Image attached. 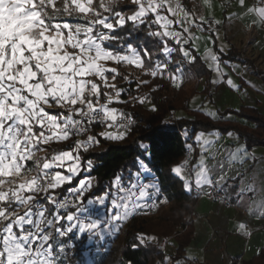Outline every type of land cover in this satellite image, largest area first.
Instances as JSON below:
<instances>
[{
    "label": "snow or ice",
    "instance_id": "snow-or-ice-1",
    "mask_svg": "<svg viewBox=\"0 0 264 264\" xmlns=\"http://www.w3.org/2000/svg\"><path fill=\"white\" fill-rule=\"evenodd\" d=\"M203 3L211 8L210 0ZM237 3L244 16L253 17L251 25H264V0ZM237 18H242L239 13ZM213 23L219 21L197 15L185 0H0V264H71L77 241L103 240L130 217L159 206V188L144 179L151 169L143 157L151 158L170 129L160 127L143 137L150 142L139 145L136 171L130 170L127 178L114 176L99 191L96 165L86 154L101 139L119 143L133 131L131 114L115 105H148L151 112L158 111L151 93L159 84L140 94L152 81L167 79L179 87L184 66L201 60L223 81L224 49L214 50L219 34ZM193 29L207 33L213 45L203 56L197 46L203 37ZM141 31L148 43L126 39ZM227 84L239 90L230 77ZM204 114L217 115L210 110ZM217 140L215 132H200L195 136L198 164L191 172L187 160L171 169L186 191L211 195L231 187L228 173L248 152L238 146L209 165L207 160L221 155L211 151ZM239 176L237 171L231 180ZM240 183L236 203L252 193L248 211L264 218V198L257 202L254 185H244L242 178ZM237 228L251 235L245 223ZM140 239L156 237L141 234Z\"/></svg>",
    "mask_w": 264,
    "mask_h": 264
},
{
    "label": "trees",
    "instance_id": "trees-1",
    "mask_svg": "<svg viewBox=\"0 0 264 264\" xmlns=\"http://www.w3.org/2000/svg\"><path fill=\"white\" fill-rule=\"evenodd\" d=\"M185 3L191 9V0H185ZM126 39L140 45L149 42V38L142 31L133 33ZM233 55H235L234 51L229 56L233 57ZM221 56L223 58V55ZM184 67L186 70L179 89L167 79H157L152 81V85L142 89L141 95L149 92L151 86L160 85L158 91L151 93L152 103L156 105L157 112H151L148 105H115L131 114L135 120L133 131L125 141L119 143L101 139V144L86 154L96 165L94 175L99 181L100 188L97 189L99 191L108 186L114 176L123 174L127 178L130 170L136 171L139 167L138 160L141 158L139 145L150 142L143 137L152 136L153 132L160 127L170 129L166 142L163 145L157 142L151 158L143 157L153 172V175L145 176L144 179L145 182L155 183L159 188V196L155 200L159 206L146 209V215L137 214L128 219L114 238L107 236L101 246L104 254L95 261V264H156L157 260L166 264L164 258L167 253L160 251L155 244L147 243L146 240L141 243V234L145 237H168V245L173 241V248H176L172 261L176 262L184 258L186 249L194 237V220L199 199L192 192L185 190L184 181L171 169L184 161L188 150L187 145L190 144L187 138L194 140L195 135L200 131L219 130L226 133L235 130L249 147L264 146V116L253 108H242L238 112L226 111L225 113L232 112L246 118L256 123L259 130L243 127L238 123L214 121L199 112L192 113L194 119L183 118L165 124V118L169 117L173 111L185 108L190 97L198 93L199 80L203 76L208 77L209 74L208 69L201 62L193 65L186 64ZM121 71L125 73L132 71L134 76L137 74L135 69L123 68ZM185 131L188 137H185ZM163 199H167L168 202L159 203ZM111 242L115 244L117 242V248L106 251L107 244ZM87 243V239L77 241V248L70 253L71 264H81V261L85 264ZM246 264H264V249L257 258H253Z\"/></svg>",
    "mask_w": 264,
    "mask_h": 264
},
{
    "label": "crops",
    "instance_id": "crops-1",
    "mask_svg": "<svg viewBox=\"0 0 264 264\" xmlns=\"http://www.w3.org/2000/svg\"><path fill=\"white\" fill-rule=\"evenodd\" d=\"M246 3L255 5L257 0H246ZM210 4L211 8L206 7L203 0H191V9H194L197 15L203 14L205 17L219 21L214 31L219 34L214 50L219 51L221 47L224 49L221 54L223 55L222 68L227 75L221 82L216 72L201 60L200 62L209 71L208 77L203 76L199 80L198 93L190 97L185 108L177 111V117L194 119L192 113L204 114L210 110L217 114L215 119L211 118L214 121L238 123L243 127L258 129L256 123L232 112L227 114L225 112L253 108L264 116V25H251L253 17L244 16L237 0H210ZM237 13L242 18H237ZM193 32L203 37L197 41L198 55L203 56L206 48L212 49L213 45L207 40L208 34H200L195 29ZM232 51L235 55L230 57ZM229 77L239 90L227 84ZM213 80L218 82L212 83ZM201 106H205L203 111ZM200 132H215L219 135V140L211 151H219L221 155L217 156L216 161L207 160L206 163L209 165L224 159L229 151L238 146H244L248 155L243 163L236 162L228 173V183L231 187L225 185V188L235 204L233 208L225 209L207 198L198 200L194 237L186 249L184 258L179 260L180 264H192V261L199 264H246L253 258H257L264 249V218L257 219L255 214H250L248 211L249 205L252 204V200L249 199L252 193H245L243 201L239 204L236 203V199L241 187L240 178L243 179L244 185H254L257 190L254 198L257 202L264 198V146L249 147L235 130L226 133L219 130ZM228 133H231V136ZM193 146L195 166L200 158V146L195 138ZM205 155L207 156L208 153ZM237 171L240 176L233 182L231 176L236 175ZM151 175H153L152 171ZM192 178L194 179V173ZM241 222L245 223L247 229L251 231L250 236L238 230L237 225ZM175 251L176 248L167 255L171 257L169 261L172 260ZM188 257L191 259H187Z\"/></svg>",
    "mask_w": 264,
    "mask_h": 264
},
{
    "label": "built area",
    "instance_id": "built-area-1",
    "mask_svg": "<svg viewBox=\"0 0 264 264\" xmlns=\"http://www.w3.org/2000/svg\"><path fill=\"white\" fill-rule=\"evenodd\" d=\"M210 19H214V18H210ZM215 20V19H214ZM212 28H213V31H215V28H216V23H213L212 25ZM196 31V30H195ZM200 33V32H198ZM200 34H207V33H200ZM173 85V84H172ZM178 88V87H176ZM152 97V95H151ZM179 118L177 117V111H173L172 114L165 118V122H167V124L173 122V121H177ZM187 140L190 142V144L192 145V149L187 150L186 152V155H185V160L188 161V169H189V172H191V170L193 169L194 167V161H195V149H194V146H193V139L191 138H187ZM205 191H212L211 189H205ZM228 191H221L219 189H217L216 191H212V194L211 195H205L203 191H197V190H193V195L195 197H197L198 199H203V198H207L213 202H216L218 203L221 207L225 208V209H231L235 206L233 200L231 199L229 193H227ZM264 228V227H263ZM168 242H169V239H161L159 241H157V247L160 251L162 252H166V248L168 246ZM156 264H162L160 260H157L156 261ZM192 264H199L198 262L196 261H192Z\"/></svg>",
    "mask_w": 264,
    "mask_h": 264
},
{
    "label": "rangeland",
    "instance_id": "rangeland-1",
    "mask_svg": "<svg viewBox=\"0 0 264 264\" xmlns=\"http://www.w3.org/2000/svg\"><path fill=\"white\" fill-rule=\"evenodd\" d=\"M129 70H131V68H129ZM179 88H180V86L177 89H179ZM148 175H151V172H150V174H146L145 176L147 177ZM155 200H156V198H155ZM151 207L152 206L150 205L147 209H149ZM132 217H130V218H132ZM115 234L116 233L111 234V235H106L105 238L107 236H112L114 238ZM147 237H156L155 240H146L147 243H152V244H155L156 246H157V241L164 239V238H160V237L158 238L157 236H147ZM105 238L103 240H98L95 238L92 240H88V243H87L88 248L85 251V256H86L85 264H95V261L98 258L103 256L104 251H103V248H101V246L104 243ZM165 238L169 239L168 237H165ZM117 244H118L117 242H116V244L113 242L107 244L106 251H109L110 249H116ZM173 249H174L173 248V241H171L170 244L166 248L167 255L170 254L171 252H173L174 251ZM166 264H174V262L171 260V261H169V263L167 262Z\"/></svg>",
    "mask_w": 264,
    "mask_h": 264
}]
</instances>
